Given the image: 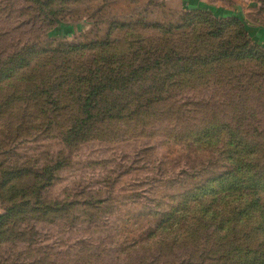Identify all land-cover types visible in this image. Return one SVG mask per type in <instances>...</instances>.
I'll use <instances>...</instances> for the list:
<instances>
[{
  "label": "rangeland",
  "instance_id": "374dc122",
  "mask_svg": "<svg viewBox=\"0 0 264 264\" xmlns=\"http://www.w3.org/2000/svg\"><path fill=\"white\" fill-rule=\"evenodd\" d=\"M259 180L264 0H0V264H257Z\"/></svg>",
  "mask_w": 264,
  "mask_h": 264
},
{
  "label": "trees",
  "instance_id": "16d2710c",
  "mask_svg": "<svg viewBox=\"0 0 264 264\" xmlns=\"http://www.w3.org/2000/svg\"><path fill=\"white\" fill-rule=\"evenodd\" d=\"M129 70H131V71H129V73H127V75L128 76L133 75V76L131 78L125 77L122 80H121V78L124 75V73H122L120 70H119L120 72H118L117 76H114L116 71L111 70V73L113 75L108 77V80L105 83H94L93 79H91L90 80L91 85H90L89 79H84V81L89 84V87H88L89 92L86 93V96L83 99V103H84V106H83L84 114L83 115H84V117H83V119H81L78 122L79 128H83L84 125H86L89 122V119H91L93 117L92 110H94L95 107L98 105L97 96L100 93L105 94L107 90H110V91L123 90L125 88V86H126V88L124 90H126L128 88V86L134 80H136L138 78V76H139L138 71H134L131 67H129ZM110 112L108 113L109 115H111ZM253 154H254L253 152L250 153V155H253ZM16 174L18 176H20L21 172H18ZM242 188H245L244 191L242 192V196H248L250 193H247V192H253V193L257 194L256 199H255V203L253 202V200L249 203L251 207L249 208V211L247 212L246 218H243V219L247 220L248 221L247 223H251L252 221H254L256 219H257V222H255V227H251L250 229H249V227H240V228H242L244 233L246 232L244 238L247 242V244L245 245L247 249L238 250V251H241L242 253H245L247 255L252 254V255H254V259L257 262V264H264V202H263L264 181L259 180L250 188H246V187H242ZM242 188H240V190ZM239 194L240 193H238V195ZM216 201L217 200L212 199L210 201V204L215 205ZM258 202H260V205H257ZM216 212L221 215V218H222L221 222H224L222 224V229L220 230V234H224L227 237H232V236L237 237V235H239V234H238L236 227L235 228L230 227L227 225V223H225V221L230 218L229 215L225 214V209H223L222 207L217 208ZM234 218H235V222L237 225L245 223V222L240 223V220L243 221V219L238 218L237 213L234 216ZM243 244H244V242H243ZM250 249H255V250L252 251ZM238 260H239V264H242V261L244 260V258L237 257V259L235 258L234 262L238 261Z\"/></svg>",
  "mask_w": 264,
  "mask_h": 264
}]
</instances>
